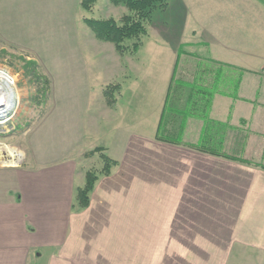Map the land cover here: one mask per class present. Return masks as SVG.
Wrapping results in <instances>:
<instances>
[{"label":"crops","instance_id":"crops-1","mask_svg":"<svg viewBox=\"0 0 264 264\" xmlns=\"http://www.w3.org/2000/svg\"><path fill=\"white\" fill-rule=\"evenodd\" d=\"M63 1L0 0V3ZM258 1L235 0L233 3H248L258 12L262 6ZM262 4L264 6V2ZM168 11L167 6L163 12ZM184 19L187 25L189 18L179 13L178 23H184ZM204 26L200 29L206 36L201 39L217 41L215 26ZM148 28L146 40L150 33L156 38L169 37L166 22L153 23L151 19ZM181 32L176 31L177 39L174 38L170 49L162 46L158 52L159 46H148L152 58L160 59L157 62L164 69L161 109L150 123V129L142 126L141 113L133 110L137 96L133 106L129 102L128 111L122 113L117 107V100L123 97L121 88L118 98H112V104L106 99V126L107 122L120 121L116 132L112 133L113 147L106 148V155L111 153L107 157L117 165L109 177L96 182L90 204L82 213L72 208L76 190L84 184V175L78 166L69 164L55 172L23 178L20 191L16 190L15 170L0 168V264H28L38 260L32 257L35 253L49 256L51 264L93 261L100 242L90 237H99V231H106L111 225L106 221L110 217L106 216L109 214L106 207H117L113 203L116 199L119 207H135L131 212L125 211L133 216L134 222L125 223H134V228L139 224L137 229H142L143 217L136 207H142L144 196L160 195L163 185L169 206L165 232L160 238L165 244L158 238H153L151 244L167 245L169 250L174 246H191L190 257L196 261H226L236 246L250 252L248 256L264 254V207L253 205L257 194L264 191V170L253 166L263 165L264 78L249 72L246 61L238 62L239 57L250 52L253 55L249 49L254 47L250 41L245 44L239 40L238 49L228 47L224 41L209 48L208 42L203 44L196 40L193 30L186 34L189 40L182 42ZM182 33L184 36L185 31ZM143 39L139 50L128 55L131 64L128 71L120 64L119 67L106 64L110 74L120 69L124 79H134L131 85L135 87L133 75L137 67L132 58L136 61L145 48ZM207 45V50H222L217 56H201L199 48ZM106 50L111 58L118 55L111 43H106ZM106 75L109 74L106 72ZM134 90L131 95H136ZM111 95L107 93L106 98L110 100ZM168 104L173 112H167L164 120ZM186 107L189 108L187 119L177 128L183 117L176 113H182ZM178 140L183 144H177ZM216 146L224 147L227 152L210 150ZM122 148L125 149L123 156L117 157L111 152L119 149L121 154ZM149 149L157 153L160 150L162 155H144ZM149 163L155 166L149 178H144L142 165ZM164 179L166 182H162ZM119 224L121 227L123 221ZM85 233L86 243L92 249L89 252L79 251L85 245ZM203 246L213 248L206 253Z\"/></svg>","mask_w":264,"mask_h":264},{"label":"rangeland","instance_id":"rangeland-1","mask_svg":"<svg viewBox=\"0 0 264 264\" xmlns=\"http://www.w3.org/2000/svg\"><path fill=\"white\" fill-rule=\"evenodd\" d=\"M233 1L167 0L170 11L154 12L152 21L166 22L169 37L156 38L150 33L147 40L143 39L145 48L136 57V61L132 58L137 67V73L133 75L136 87L131 85L134 79H124L120 69L114 74L106 69V64L111 63L110 66L119 67L120 64L128 71L131 66L128 55L120 58L118 53L114 58L109 57L106 42L97 40L84 23L87 18H113L119 21L127 14L125 7L114 6L109 0H95L90 12L81 8V0H64L62 3H0V69L13 80L11 87L16 94L14 107L8 110L4 108L3 117L0 118V150L13 148L22 155L17 165H0V168L15 170L16 190L20 191L23 184L21 181L26 177L55 172L69 164L78 166L84 177L88 171L96 173L98 180L109 177L111 173L103 175L105 166L101 154L106 155V148L113 147L112 133L116 132L120 121L107 122L109 124L106 126V90L108 94L112 93L110 100L107 98V102L111 101L112 104V98H118L121 88L123 97L117 100L120 112L128 111L127 104L130 102L133 106V99L137 96V105L133 106V110L141 113L142 126L150 129V123L161 109L164 69L157 62L160 59L152 58V50L148 46H159L158 52L162 46L170 49L174 38L177 39V30L185 31L184 36H181L182 32L179 36L182 42L189 40L186 34L193 30L196 40L199 39L198 42L203 44L208 42L209 48L219 46L218 43L224 41L228 47L238 49L239 40L245 44L250 41L254 49L249 51L253 55L250 52L249 56L239 57L238 62L246 61L247 70L259 74L263 79L264 6L257 0L262 6L255 12L248 3L240 2L236 5ZM179 13L189 18L187 25L186 19L184 23H178ZM209 24L214 25L217 31V41L214 43L201 39L206 34L200 26L208 27ZM208 45L199 48L201 56H217L218 51L222 50H207ZM132 89H135L136 95H131ZM169 111L173 112L168 104L164 120ZM188 111L186 107L182 113H176L183 117V122L177 124V128L187 119ZM177 142L183 144L182 140ZM124 150L121 149V154L119 149H112L111 152L118 157L123 156ZM210 150L227 152L224 147L218 149L217 146L210 147ZM158 152L149 149L145 150L144 155H162L160 150ZM262 163L264 165V157ZM154 166L151 163L142 165L144 178H149ZM113 168L111 171H114ZM28 182L29 178L26 179ZM163 187L160 195L144 196L142 207H136L143 217L142 229H137L139 224L134 228V223H125L134 222L133 216L127 215L125 211L131 212L135 207H119L118 199L113 202L117 207H106L109 213L106 216H110L106 221L111 225L106 231H99V237H90L100 242L96 259L88 262L80 260L76 264H264L263 253L255 257L248 256L250 252L237 246L231 249L232 254L226 257V261L208 262L192 260L191 246H174L169 250L167 245L151 244L153 238L162 241L160 238L165 232V219L169 217L166 186ZM43 188L49 190L48 186ZM253 205L264 207V191L257 194ZM120 221L121 224L123 221L122 228ZM150 227L157 230L153 231ZM85 234V245L79 251L89 252L92 249L86 243ZM212 248L203 246L202 250L208 253ZM32 257L38 260L28 264H51L50 257L44 254L35 253Z\"/></svg>","mask_w":264,"mask_h":264},{"label":"trees","instance_id":"trees-1","mask_svg":"<svg viewBox=\"0 0 264 264\" xmlns=\"http://www.w3.org/2000/svg\"><path fill=\"white\" fill-rule=\"evenodd\" d=\"M260 1L264 2V0ZM94 2L95 0H81L80 5L84 11L90 12ZM109 2L114 6L125 7L127 14L121 17L119 21L113 18L107 20L87 18L84 23L97 40L111 43L120 55L130 56L139 50L142 39L148 35V27L153 13L163 12L168 6L167 0H109ZM29 67L32 68L30 64ZM107 92L106 90V95ZM108 103L111 104V101H108ZM156 139H160L159 136H156ZM101 157L105 166L103 175H109L112 167H115L117 163L104 153L101 154ZM253 166H258L264 170L262 164ZM98 179V175L92 171L85 173L84 184L82 187L77 188L74 204L72 205L75 211H82L89 206L90 197Z\"/></svg>","mask_w":264,"mask_h":264},{"label":"bare ground","instance_id":"bare-ground-1","mask_svg":"<svg viewBox=\"0 0 264 264\" xmlns=\"http://www.w3.org/2000/svg\"><path fill=\"white\" fill-rule=\"evenodd\" d=\"M11 86L12 82L4 71L0 69V118L3 117L4 108L8 110L14 107L16 94ZM11 90L13 94H11ZM0 155H2L0 165L3 166H14L22 159V155L18 151L8 147L0 150Z\"/></svg>","mask_w":264,"mask_h":264},{"label":"built area","instance_id":"built-area-1","mask_svg":"<svg viewBox=\"0 0 264 264\" xmlns=\"http://www.w3.org/2000/svg\"><path fill=\"white\" fill-rule=\"evenodd\" d=\"M263 74H264V71H263ZM8 76V75H7ZM8 78L10 79V81L12 82V85H13V80L8 76Z\"/></svg>","mask_w":264,"mask_h":264},{"label":"water","instance_id":"water-1","mask_svg":"<svg viewBox=\"0 0 264 264\" xmlns=\"http://www.w3.org/2000/svg\"><path fill=\"white\" fill-rule=\"evenodd\" d=\"M17 165V164H16Z\"/></svg>","mask_w":264,"mask_h":264}]
</instances>
